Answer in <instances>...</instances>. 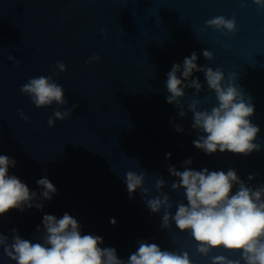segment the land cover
<instances>
[{
    "label": "water",
    "instance_id": "water-1",
    "mask_svg": "<svg viewBox=\"0 0 264 264\" xmlns=\"http://www.w3.org/2000/svg\"><path fill=\"white\" fill-rule=\"evenodd\" d=\"M220 15H235V35L205 27ZM204 49L213 53V62L205 60ZM193 52L198 66L238 75V86L254 103L252 122L261 129L257 143L264 148V10L252 0L244 7L241 0H0V154L17 162L9 174L30 191L41 193L37 180L44 177L57 190L43 211L25 208L0 217V232L10 236L15 228L35 242L45 214L68 213L82 234L100 236L101 247L115 248L121 259L147 241L162 250H186L194 264H211L197 253L190 234L175 224L171 230L160 227L162 214L151 213L139 190L130 198L124 177L127 171L145 172L153 197L155 180L163 177L174 202L184 198L183 191L171 190L175 178L168 167L182 171L188 158L195 170L233 168L250 186L264 184V151L206 155L193 144L198 133L192 114L181 118L179 108L167 103L166 74ZM94 56L100 59L88 63ZM58 61L67 72L54 79L68 103L37 108L21 87L29 78L59 72ZM197 77L205 88L199 99L210 109L214 93L203 73H194ZM196 98L193 89L186 90L185 111ZM74 104L79 107L71 117L48 126L57 109ZM176 125L184 131L177 132ZM249 174L256 179L249 181ZM0 264L15 262L0 249Z\"/></svg>",
    "mask_w": 264,
    "mask_h": 264
},
{
    "label": "clouds",
    "instance_id": "clouds-1",
    "mask_svg": "<svg viewBox=\"0 0 264 264\" xmlns=\"http://www.w3.org/2000/svg\"><path fill=\"white\" fill-rule=\"evenodd\" d=\"M252 2L264 10V0ZM244 6L246 0H241V7ZM205 27L226 37L238 32L235 15L232 18L223 15L212 17L205 21ZM224 47L227 51V45ZM202 54L208 62L215 60L207 49ZM99 59V56L90 57L88 63ZM197 61L198 56L193 52L184 58L182 65L173 64L166 74L165 84L170 94L166 98L167 103L179 108L181 118L189 112L192 114L191 127L198 133L194 146L209 156L231 153L247 157L264 151L257 143L261 129L252 122L254 103L238 86V75L229 73L226 77L223 68L200 67ZM54 68L59 72L54 71L47 77L29 78L21 87V93L30 97L37 108L68 103L64 88L54 79L59 73L67 72V65L58 61ZM196 72L204 74L208 92L214 93L216 103L210 109L204 108L199 99L205 88L198 77L193 78ZM187 89H193L197 98L191 100L185 111L182 100L186 98ZM211 98L205 96L204 100ZM77 107L79 105L74 104L64 111L57 109L54 118L48 119V126L54 128L57 120L71 117ZM20 118L28 122L23 112ZM175 128L177 132L184 131L179 125ZM167 155L170 159L171 154ZM192 163L191 158L185 160L182 171L171 165L168 167V172L175 178L170 185L171 190L176 193L182 190V200L174 202L164 191L168 185L163 177L156 178L158 195L153 197L145 186V172L135 171L124 174L130 198L139 190L151 213L162 214L160 227L171 230L175 224L180 233L190 234L197 253L210 259L211 264H264V184L250 186L233 168L227 171L206 167L195 170L190 167ZM16 164L14 159L0 154V217L12 210L23 211L25 208L43 211L44 201H50L57 191L46 177L37 180V185L43 190L41 193L30 191L27 184L9 174L10 167L15 168ZM255 179V175L249 174V181ZM111 223L115 225L117 222L112 219ZM42 224V229L37 227L35 242L22 238L15 228L10 236L0 232V249L15 264H194L186 250H162L157 244L147 241L139 242L136 251L127 259H121L115 248L101 247L104 241L100 236L82 234L79 222L68 213L61 218L45 214ZM214 252L228 255H212Z\"/></svg>",
    "mask_w": 264,
    "mask_h": 264
}]
</instances>
